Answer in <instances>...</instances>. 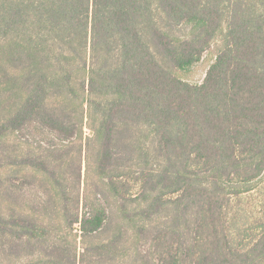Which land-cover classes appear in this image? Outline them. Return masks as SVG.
Instances as JSON below:
<instances>
[{"label": "trees", "instance_id": "1", "mask_svg": "<svg viewBox=\"0 0 264 264\" xmlns=\"http://www.w3.org/2000/svg\"><path fill=\"white\" fill-rule=\"evenodd\" d=\"M262 182L264 0H0V264H264Z\"/></svg>", "mask_w": 264, "mask_h": 264}, {"label": "rangeland", "instance_id": "2", "mask_svg": "<svg viewBox=\"0 0 264 264\" xmlns=\"http://www.w3.org/2000/svg\"><path fill=\"white\" fill-rule=\"evenodd\" d=\"M203 70L195 78L201 79ZM89 134V130H86ZM234 211L244 214L237 220L236 236L238 242L248 244L252 236L257 233V226L264 220V182L249 196L233 201Z\"/></svg>", "mask_w": 264, "mask_h": 264}]
</instances>
